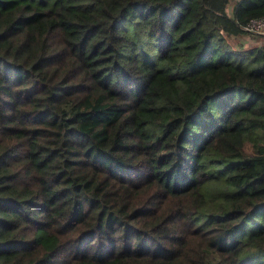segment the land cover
I'll return each instance as SVG.
<instances>
[{
	"label": "trees",
	"instance_id": "trees-1",
	"mask_svg": "<svg viewBox=\"0 0 264 264\" xmlns=\"http://www.w3.org/2000/svg\"><path fill=\"white\" fill-rule=\"evenodd\" d=\"M230 2L0 0V264H264V0Z\"/></svg>",
	"mask_w": 264,
	"mask_h": 264
},
{
	"label": "rangeland",
	"instance_id": "rangeland-1",
	"mask_svg": "<svg viewBox=\"0 0 264 264\" xmlns=\"http://www.w3.org/2000/svg\"><path fill=\"white\" fill-rule=\"evenodd\" d=\"M235 1L236 0H232V2H230V5L228 6L227 12L229 15L232 13V5L235 3ZM263 41H264V37L255 34H246L244 36L232 40L234 47L241 45L242 47L245 48L259 45Z\"/></svg>",
	"mask_w": 264,
	"mask_h": 264
},
{
	"label": "built area",
	"instance_id": "built-area-1",
	"mask_svg": "<svg viewBox=\"0 0 264 264\" xmlns=\"http://www.w3.org/2000/svg\"><path fill=\"white\" fill-rule=\"evenodd\" d=\"M243 30L249 34L264 36V16L249 20L243 26Z\"/></svg>",
	"mask_w": 264,
	"mask_h": 264
}]
</instances>
